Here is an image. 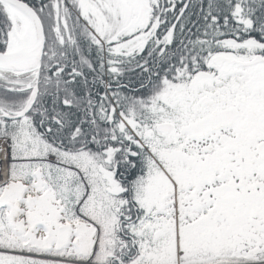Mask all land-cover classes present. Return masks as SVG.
Here are the masks:
<instances>
[{
	"label": "snow or ice",
	"instance_id": "obj_1",
	"mask_svg": "<svg viewBox=\"0 0 264 264\" xmlns=\"http://www.w3.org/2000/svg\"><path fill=\"white\" fill-rule=\"evenodd\" d=\"M0 264H264V0H0Z\"/></svg>",
	"mask_w": 264,
	"mask_h": 264
}]
</instances>
